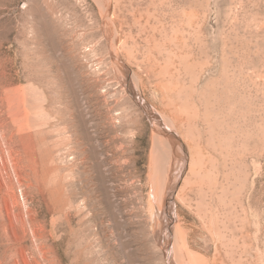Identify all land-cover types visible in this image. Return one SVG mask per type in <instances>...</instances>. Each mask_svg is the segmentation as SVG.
Here are the masks:
<instances>
[{"label": "rangeland", "instance_id": "obj_1", "mask_svg": "<svg viewBox=\"0 0 264 264\" xmlns=\"http://www.w3.org/2000/svg\"><path fill=\"white\" fill-rule=\"evenodd\" d=\"M0 264H264V0H0Z\"/></svg>", "mask_w": 264, "mask_h": 264}, {"label": "bare ground", "instance_id": "obj_2", "mask_svg": "<svg viewBox=\"0 0 264 264\" xmlns=\"http://www.w3.org/2000/svg\"><path fill=\"white\" fill-rule=\"evenodd\" d=\"M188 15H189V14H188ZM192 22H193V21H192ZM175 139H176V138H175ZM175 139H174V140H175ZM172 140H173V139H172Z\"/></svg>", "mask_w": 264, "mask_h": 264}]
</instances>
